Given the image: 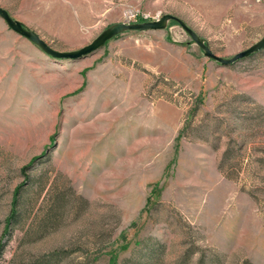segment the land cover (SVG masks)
Returning <instances> with one entry per match:
<instances>
[{
	"label": "rangeland",
	"instance_id": "1",
	"mask_svg": "<svg viewBox=\"0 0 264 264\" xmlns=\"http://www.w3.org/2000/svg\"><path fill=\"white\" fill-rule=\"evenodd\" d=\"M0 8L67 53L165 15L224 59L264 38V0ZM111 259L264 264V49L225 66L170 20L58 59L0 17V264Z\"/></svg>",
	"mask_w": 264,
	"mask_h": 264
},
{
	"label": "water",
	"instance_id": "2",
	"mask_svg": "<svg viewBox=\"0 0 264 264\" xmlns=\"http://www.w3.org/2000/svg\"><path fill=\"white\" fill-rule=\"evenodd\" d=\"M0 17L3 18L8 26L14 30L16 33L20 34L21 36L29 39L33 43H36L47 55L58 58V59H77L82 56L92 54L103 48L107 41L111 40L113 37L123 33L124 31L128 30H139V31H146V30H161L167 27V24L170 20L177 21L180 26L191 36L193 41H195L200 48L205 52V56L219 62L222 65H230L240 59L249 57L254 53L259 52L260 50L264 49V38L260 40L257 44L251 46L249 49L240 52L239 54L235 55L230 59H224L214 55L209 47L205 44V42L200 39L195 32L189 28L187 24H185L181 19L173 16V15H165L158 21L154 22H145L142 24H134V25H125V24H117L113 27L105 30L98 38H96L89 46L84 47L83 49L75 52H59L55 51L50 48L43 40H41L37 34L33 31L26 30L21 23L13 21L8 13L0 8Z\"/></svg>",
	"mask_w": 264,
	"mask_h": 264
},
{
	"label": "trees",
	"instance_id": "3",
	"mask_svg": "<svg viewBox=\"0 0 264 264\" xmlns=\"http://www.w3.org/2000/svg\"><path fill=\"white\" fill-rule=\"evenodd\" d=\"M19 190L20 189H18L16 192H15V196H14V200H13V209L15 210V207H16V205H17V201H18V195H19ZM13 214H14V211H13ZM10 219H12V214H11V217L9 218V220ZM110 264H116V260H113V259H111L110 260Z\"/></svg>",
	"mask_w": 264,
	"mask_h": 264
},
{
	"label": "bare ground",
	"instance_id": "4",
	"mask_svg": "<svg viewBox=\"0 0 264 264\" xmlns=\"http://www.w3.org/2000/svg\"><path fill=\"white\" fill-rule=\"evenodd\" d=\"M163 62V61H162Z\"/></svg>",
	"mask_w": 264,
	"mask_h": 264
}]
</instances>
